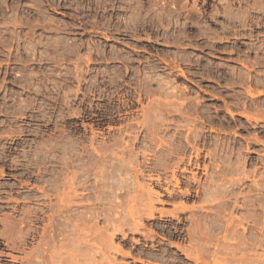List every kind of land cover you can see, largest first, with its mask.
I'll list each match as a JSON object with an SVG mask.
<instances>
[{
	"label": "rangeland",
	"instance_id": "rangeland-1",
	"mask_svg": "<svg viewBox=\"0 0 264 264\" xmlns=\"http://www.w3.org/2000/svg\"><path fill=\"white\" fill-rule=\"evenodd\" d=\"M50 263L264 264V0H0V264Z\"/></svg>",
	"mask_w": 264,
	"mask_h": 264
},
{
	"label": "bare ground",
	"instance_id": "bare-ground-1",
	"mask_svg": "<svg viewBox=\"0 0 264 264\" xmlns=\"http://www.w3.org/2000/svg\"><path fill=\"white\" fill-rule=\"evenodd\" d=\"M187 140H188V138H187ZM187 142H188V141H187ZM68 187H69V186H68ZM64 194H65V195H63V196H64V198H63L64 202L66 201V202L69 203V201H70V200H69V197H71L70 194L68 193L67 190L65 191ZM71 198H72V197H71ZM71 198H70V199H71ZM71 202H72V201H71ZM69 206H70V205H69ZM63 208H64V207H63ZM68 208H70V207H68ZM68 208H67V209L65 208V211L68 210ZM68 211H69V210H68ZM66 212H67V211H66ZM69 214H70V213H69ZM67 215H68V212H67ZM68 216H69V215H68ZM72 216H73V215H72ZM66 217H67V216H66ZM70 219H71V218H70ZM70 219H69V220H70ZM70 221H71V220H70ZM44 230H45V229H44ZM43 233H45V232H43ZM46 234H47V233H46ZM51 236H52V235H51ZM44 237H46V235H45ZM49 238H50V237H49ZM49 238H48V239H49ZM45 239H47V237H46ZM48 239H47V240H48ZM53 241H54V238H53ZM44 242L46 243V241H44ZM47 244H48V243H47ZM47 244H45V246H46ZM60 246H61V247H59L57 250H55V258H56V259H60V258L64 257L65 254H66V253H64V251H63V245H60ZM46 247H47V246H46ZM47 248H48V247H47ZM115 248H116V247H115ZM43 249L46 250V248H43ZM49 249H50V248H49ZM49 249H48V250H49ZM116 250H117V249H116ZM118 250H122L121 246L118 247ZM51 254H54V251H53V250H51ZM51 254H50V255H51ZM126 254H127V255H131L130 252H127ZM51 257H52V256H51ZM50 262H51V261H50ZM50 264H51V263H50Z\"/></svg>",
	"mask_w": 264,
	"mask_h": 264
}]
</instances>
